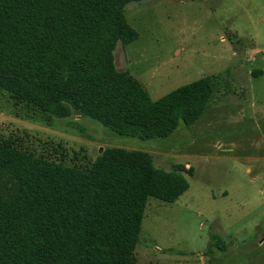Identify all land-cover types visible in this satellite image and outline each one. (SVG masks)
Returning a JSON list of instances; mask_svg holds the SVG:
<instances>
[{"label":"trees","instance_id":"trees-1","mask_svg":"<svg viewBox=\"0 0 264 264\" xmlns=\"http://www.w3.org/2000/svg\"><path fill=\"white\" fill-rule=\"evenodd\" d=\"M132 1L142 0H0V90L50 118L79 111L143 139L195 122L214 93L210 75L155 99L116 67L118 43L139 37L125 15ZM16 136L0 135V264H136L149 198L175 202L193 174L118 146L70 164Z\"/></svg>","mask_w":264,"mask_h":264},{"label":"rangeland","instance_id":"rangeland-1","mask_svg":"<svg viewBox=\"0 0 264 264\" xmlns=\"http://www.w3.org/2000/svg\"><path fill=\"white\" fill-rule=\"evenodd\" d=\"M125 15L139 37L118 43L116 67L153 98L212 77L214 93L195 122L143 139L79 111L50 118L0 90V135L70 164L118 146L148 151L167 170L191 167L175 202L149 198L136 264H264V0L132 1Z\"/></svg>","mask_w":264,"mask_h":264},{"label":"water","instance_id":"water-1","mask_svg":"<svg viewBox=\"0 0 264 264\" xmlns=\"http://www.w3.org/2000/svg\"><path fill=\"white\" fill-rule=\"evenodd\" d=\"M102 150H103V147L100 148V151H102Z\"/></svg>","mask_w":264,"mask_h":264}]
</instances>
